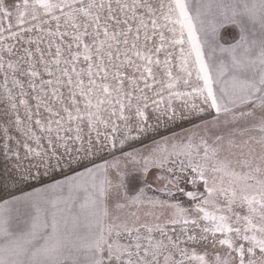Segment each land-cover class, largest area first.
Returning <instances> with one entry per match:
<instances>
[{
	"label": "snow or ice",
	"instance_id": "1",
	"mask_svg": "<svg viewBox=\"0 0 264 264\" xmlns=\"http://www.w3.org/2000/svg\"><path fill=\"white\" fill-rule=\"evenodd\" d=\"M0 264H264V0H0Z\"/></svg>",
	"mask_w": 264,
	"mask_h": 264
}]
</instances>
